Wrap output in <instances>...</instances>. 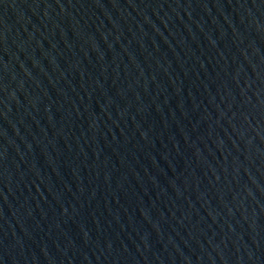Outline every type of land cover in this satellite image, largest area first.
Here are the masks:
<instances>
[{"label":"water","instance_id":"obj_1","mask_svg":"<svg viewBox=\"0 0 264 264\" xmlns=\"http://www.w3.org/2000/svg\"><path fill=\"white\" fill-rule=\"evenodd\" d=\"M0 264H264V0H0Z\"/></svg>","mask_w":264,"mask_h":264}]
</instances>
